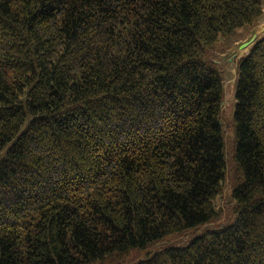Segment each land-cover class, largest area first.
I'll use <instances>...</instances> for the list:
<instances>
[{
    "label": "trees",
    "instance_id": "1",
    "mask_svg": "<svg viewBox=\"0 0 264 264\" xmlns=\"http://www.w3.org/2000/svg\"><path fill=\"white\" fill-rule=\"evenodd\" d=\"M263 17L264 0H0V264H264V37L238 63L234 220L151 252L219 219L216 60Z\"/></svg>",
    "mask_w": 264,
    "mask_h": 264
},
{
    "label": "rangeland",
    "instance_id": "2",
    "mask_svg": "<svg viewBox=\"0 0 264 264\" xmlns=\"http://www.w3.org/2000/svg\"><path fill=\"white\" fill-rule=\"evenodd\" d=\"M262 28H264V17L262 18L259 26L255 29L241 30V32L238 34L236 32V35L240 41L235 45L230 53L218 56L216 60L219 62L218 65L221 66L224 72L225 79V93L222 106V124L225 134V157L227 163V172L223 183V191L220 197L216 200L217 209L219 211V219L203 227L200 231L176 235L167 241L161 242L154 246L151 249V252H156L169 246H185L194 238L195 235H198L203 231L220 229L230 224L236 216V204L233 200L232 193L239 174L234 158L235 131L233 129V116L234 110L236 108L238 63L240 59L249 53L250 50V48H241V45L244 42L249 41L254 35H257L259 39L264 37V30H262ZM224 43L226 44V41ZM145 255V253L133 254L129 258V261L138 260L143 258ZM107 264H111V261H108Z\"/></svg>",
    "mask_w": 264,
    "mask_h": 264
},
{
    "label": "water",
    "instance_id": "3",
    "mask_svg": "<svg viewBox=\"0 0 264 264\" xmlns=\"http://www.w3.org/2000/svg\"><path fill=\"white\" fill-rule=\"evenodd\" d=\"M258 39H259V37L257 35H254L249 41L243 43L241 45V48H243V49L244 48H250L251 46H253L257 42ZM221 125H222V123H221Z\"/></svg>",
    "mask_w": 264,
    "mask_h": 264
},
{
    "label": "bare ground",
    "instance_id": "4",
    "mask_svg": "<svg viewBox=\"0 0 264 264\" xmlns=\"http://www.w3.org/2000/svg\"><path fill=\"white\" fill-rule=\"evenodd\" d=\"M262 30H264V28H262ZM257 32H259V31H257ZM240 53V52H239Z\"/></svg>",
    "mask_w": 264,
    "mask_h": 264
}]
</instances>
